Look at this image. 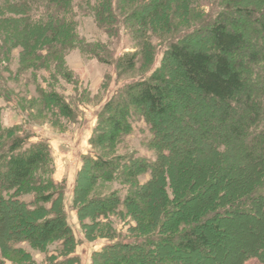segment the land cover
Listing matches in <instances>:
<instances>
[{
	"label": "trees",
	"instance_id": "1",
	"mask_svg": "<svg viewBox=\"0 0 264 264\" xmlns=\"http://www.w3.org/2000/svg\"><path fill=\"white\" fill-rule=\"evenodd\" d=\"M131 3L119 16L118 5ZM177 11L201 23L171 34L159 66L101 105L89 139L92 154L82 157L75 175L71 207L83 238L91 241L85 211L88 225L97 228L105 219L113 233L105 232L106 243L89 264H209L216 238L242 217L260 228L230 264L250 258L264 264V0H100L93 16L113 24L108 32L130 24L139 38L137 51L113 60L117 74L138 60L153 64L157 50L149 36L172 29ZM72 12L73 0H0V70H8L16 51L19 69L54 68L64 76L63 48L78 47ZM40 96L39 108L53 122L73 120L55 90ZM135 115L150 125L154 159L100 155L97 148L106 153L132 131ZM165 126L177 133L166 136ZM29 138L18 126L0 125V264H36L21 242L43 250L58 242L48 264H80L49 147ZM86 168L84 186L119 181L129 185L124 197L110 191L80 201ZM125 213L128 235H117L110 216Z\"/></svg>",
	"mask_w": 264,
	"mask_h": 264
},
{
	"label": "rangeland",
	"instance_id": "2",
	"mask_svg": "<svg viewBox=\"0 0 264 264\" xmlns=\"http://www.w3.org/2000/svg\"><path fill=\"white\" fill-rule=\"evenodd\" d=\"M99 1L73 0L72 17L77 23L78 47L68 48L67 45L63 48L62 58L66 71L64 76L54 72V68L19 69L16 51L8 62V70L4 68L0 70V125L2 127L18 126L29 135L30 142L43 140L47 143L53 162V180L65 188V211L76 242L75 254L80 257V264H89L91 254L103 248L106 243L102 239L105 232L113 236V233L105 228V219L99 222L100 226L97 228L88 225L91 214L85 211L83 222L87 223L85 231L91 241L85 240L76 211L71 207V188L75 175L81 167L82 157L92 154L89 139L98 124L97 112L101 105L115 96L125 84L147 78L159 66L161 53L171 34H177L189 25H199L202 20V18H192L187 12L177 11L178 17L173 20L172 29L165 30L161 36H149L153 47L157 50L153 64L138 60L132 69L119 75L114 69L113 60L124 53L137 51L139 38L134 34V28L130 24L124 28H118L117 31L108 32L113 24L99 22L93 16ZM207 6L205 4V11ZM131 7L132 3L124 8L118 5L116 12L124 17ZM48 89L55 90L69 104L74 111L73 120L53 122L50 114L39 108L40 91ZM190 121L195 123L194 120ZM162 132L166 136H174L177 133L167 126ZM151 138L150 125L142 116L135 115L132 118V131L124 135L114 149L105 153V149L97 148V152L104 157L115 154L117 151L134 158L153 160L155 153L149 146ZM90 173L89 168L81 171L77 192L80 201L84 199L86 202L92 197L105 195V192L110 191H116L122 199L129 188V185L120 184L119 181L113 183L98 181L91 187L89 184L86 187L82 183L90 177ZM146 179L147 174L141 175L138 182L142 183ZM81 184L84 189L86 187V191L82 190ZM80 201H77L79 205ZM125 217L126 213L121 214L120 217L117 214L110 216L117 235H128L127 225L122 221ZM260 218L264 221V214H260ZM241 220L230 221L224 227V236L216 238L213 258L207 259L209 264H230L234 261L240 246L249 245L251 234L257 233L260 226L252 218L242 217ZM18 244L29 252L36 264H48L50 261L48 257L59 248L58 242L49 244L47 250L31 248L25 242ZM194 259L191 260L194 261ZM245 264L261 263L256 258H250Z\"/></svg>",
	"mask_w": 264,
	"mask_h": 264
}]
</instances>
